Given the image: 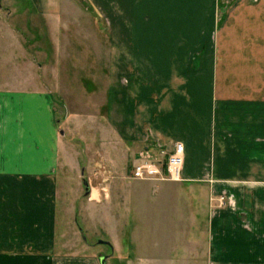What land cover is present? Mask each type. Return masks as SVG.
<instances>
[{
    "label": "crops",
    "instance_id": "0c3cea01",
    "mask_svg": "<svg viewBox=\"0 0 264 264\" xmlns=\"http://www.w3.org/2000/svg\"><path fill=\"white\" fill-rule=\"evenodd\" d=\"M101 2L116 26L109 106L123 154L139 164L184 145V180L162 191L188 196L197 234L172 264H264V0ZM56 115L51 93L0 86V264H53Z\"/></svg>",
    "mask_w": 264,
    "mask_h": 264
},
{
    "label": "rangeland",
    "instance_id": "374dc122",
    "mask_svg": "<svg viewBox=\"0 0 264 264\" xmlns=\"http://www.w3.org/2000/svg\"><path fill=\"white\" fill-rule=\"evenodd\" d=\"M38 4L0 0V86L51 93L56 119L62 120L52 263L100 264L103 255L108 257L106 264H172L183 257L197 234L189 225L195 207L184 193L162 191L177 186L172 181L132 177L144 156L130 149L123 154L120 115L109 106L115 70L108 49L116 32L113 19L101 0ZM39 8L48 14L40 17ZM8 41L17 46L9 47ZM115 100L111 102L117 104ZM106 142L111 144L109 164Z\"/></svg>",
    "mask_w": 264,
    "mask_h": 264
},
{
    "label": "built area",
    "instance_id": "2783aa9c",
    "mask_svg": "<svg viewBox=\"0 0 264 264\" xmlns=\"http://www.w3.org/2000/svg\"><path fill=\"white\" fill-rule=\"evenodd\" d=\"M183 166L184 145L181 142H176L173 151L165 155L162 160L144 161L137 164L132 171V177L144 181L180 182L184 180ZM223 200L222 198V203Z\"/></svg>",
    "mask_w": 264,
    "mask_h": 264
},
{
    "label": "water",
    "instance_id": "95a60500",
    "mask_svg": "<svg viewBox=\"0 0 264 264\" xmlns=\"http://www.w3.org/2000/svg\"><path fill=\"white\" fill-rule=\"evenodd\" d=\"M83 183H84V186H85V193H86V195H89L90 194V187L88 185V182L87 181H84ZM81 233L83 235V232L82 231H81ZM84 239H86V238L84 237ZM99 243L112 247L111 243L110 242H107V241H100ZM98 261H99L100 264H106L107 256L101 255L98 258Z\"/></svg>",
    "mask_w": 264,
    "mask_h": 264
}]
</instances>
